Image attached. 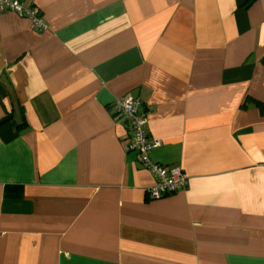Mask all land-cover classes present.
Wrapping results in <instances>:
<instances>
[{"label":"crops","instance_id":"obj_1","mask_svg":"<svg viewBox=\"0 0 264 264\" xmlns=\"http://www.w3.org/2000/svg\"><path fill=\"white\" fill-rule=\"evenodd\" d=\"M0 10V264H264V0ZM146 109L155 177L112 106Z\"/></svg>","mask_w":264,"mask_h":264},{"label":"built area","instance_id":"obj_2","mask_svg":"<svg viewBox=\"0 0 264 264\" xmlns=\"http://www.w3.org/2000/svg\"><path fill=\"white\" fill-rule=\"evenodd\" d=\"M0 10H11L28 17L34 27L45 28L46 23L39 15L37 7H25L20 0H0ZM118 116L125 121L129 131L126 150H135L141 163L155 177V183L148 188V194L156 199L186 187V176L179 166H163L154 162L149 155L152 148L159 145L157 139L150 138L145 128L146 109L140 99L131 93L116 98L112 103Z\"/></svg>","mask_w":264,"mask_h":264}]
</instances>
